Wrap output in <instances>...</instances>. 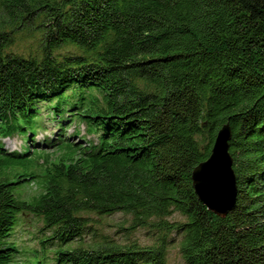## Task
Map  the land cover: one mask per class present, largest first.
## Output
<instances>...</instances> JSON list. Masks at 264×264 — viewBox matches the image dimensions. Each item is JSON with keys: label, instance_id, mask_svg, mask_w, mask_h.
<instances>
[{"label": "trees", "instance_id": "trees-1", "mask_svg": "<svg viewBox=\"0 0 264 264\" xmlns=\"http://www.w3.org/2000/svg\"><path fill=\"white\" fill-rule=\"evenodd\" d=\"M25 30L39 53L12 49ZM80 122L96 140L67 135ZM226 123L222 217L192 173ZM118 212L159 241L83 245L89 216ZM31 214L39 248L15 238ZM174 241L186 264H264V0H0V264H170Z\"/></svg>", "mask_w": 264, "mask_h": 264}, {"label": "rangeland", "instance_id": "rangeland-1", "mask_svg": "<svg viewBox=\"0 0 264 264\" xmlns=\"http://www.w3.org/2000/svg\"><path fill=\"white\" fill-rule=\"evenodd\" d=\"M29 32L30 30L18 32L16 36V44L13 45L12 49H15L16 51L22 53L35 54L39 50V40L34 35V32ZM46 114L47 113L44 111L37 117L39 124L36 127L38 128V131L36 133V141H38L39 143L35 144V146L41 147L43 145V142H46L44 140L45 137L53 136L54 138H56L58 136L56 135V132L61 128L56 126L54 122H52V120L57 121L58 119H55L54 116H52V118L45 117ZM43 122H46V128H43ZM69 123L70 121L66 125H68ZM74 127L75 124L67 129V135H70L75 141L84 142V140L87 139L96 140L97 136L95 134L87 133L86 126L84 124H81V122L79 124H76V127H79L80 136L83 137V139L80 140L79 136L73 134ZM53 133L55 134L53 135ZM2 141L4 142L5 147L9 150L23 149L24 145L26 144L25 140L20 134H16L11 138H5ZM42 148H46L51 154L54 155V149L51 146L48 147L44 145L42 146ZM38 191V186L33 183L27 185L25 188V192H27V194L37 193ZM28 216L31 217L27 221H24L23 225H20L18 227L19 229L17 234L15 235V238H17V240L20 241L23 246H26L28 248H39V238L43 236V234H41L39 230V228L41 229L42 224L32 214ZM130 219V215L122 212H118L108 216H89L88 234L83 238V245H89L97 241L105 240L120 244L138 242L139 244L144 245L155 244L159 241L160 234L157 231H154L151 228L133 229L130 225ZM170 219L184 220L183 216L179 215L178 213H175L170 217ZM54 251L55 250L51 248L48 252V255L50 257L54 256ZM167 258L170 264H186L180 251L178 241H174L168 246Z\"/></svg>", "mask_w": 264, "mask_h": 264}, {"label": "water", "instance_id": "water-1", "mask_svg": "<svg viewBox=\"0 0 264 264\" xmlns=\"http://www.w3.org/2000/svg\"><path fill=\"white\" fill-rule=\"evenodd\" d=\"M231 127L224 124L217 132L210 156L193 170L192 181L203 204L219 216H226L236 202V175L229 152Z\"/></svg>", "mask_w": 264, "mask_h": 264}]
</instances>
